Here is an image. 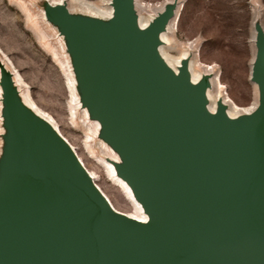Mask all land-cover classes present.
Returning a JSON list of instances; mask_svg holds the SVG:
<instances>
[{"label": "water", "instance_id": "obj_1", "mask_svg": "<svg viewBox=\"0 0 264 264\" xmlns=\"http://www.w3.org/2000/svg\"><path fill=\"white\" fill-rule=\"evenodd\" d=\"M176 1L142 30L134 0H112L109 22L43 0L81 107L149 219L111 207L0 65V264H264V28L254 23L258 106L231 119L221 102L207 108L209 76L194 84L187 59L176 73L159 54Z\"/></svg>", "mask_w": 264, "mask_h": 264}, {"label": "rangeland", "instance_id": "obj_2", "mask_svg": "<svg viewBox=\"0 0 264 264\" xmlns=\"http://www.w3.org/2000/svg\"><path fill=\"white\" fill-rule=\"evenodd\" d=\"M64 1L73 13L87 15L80 0ZM82 1L107 7V0ZM164 1L139 0V6L142 3L153 10L159 9ZM183 4L177 26L168 32L167 52L178 57L188 51L197 72L204 71L201 66H213L214 73L220 75L222 96L227 93L238 107H250L256 100L255 87L250 82L252 57L256 51L254 23L258 21L264 28V0H184ZM139 10L146 16L140 7ZM44 18L43 0H0V65L20 75L19 92L30 95L37 109L48 114L76 148L85 167L97 172L98 184L114 208L131 213L132 206L108 180L103 168L92 161L84 146L90 144L95 156L110 159L104 148L94 144L97 128L81 115V106L72 98L71 59L66 48L63 49L65 45L57 27L47 25ZM72 85L78 95L75 79ZM216 86L213 84L211 88L214 97L218 95ZM0 128L4 133L1 106ZM1 146L3 143L0 156Z\"/></svg>", "mask_w": 264, "mask_h": 264}, {"label": "bare ground", "instance_id": "obj_3", "mask_svg": "<svg viewBox=\"0 0 264 264\" xmlns=\"http://www.w3.org/2000/svg\"><path fill=\"white\" fill-rule=\"evenodd\" d=\"M63 2H64V0H59L58 2L54 1V2H51V3L53 5H59V4H62ZM134 2H135V9H136V12H137V24H138L140 29L144 30V29H146L149 26V24L152 22V20H154V18L157 17V15L164 10L165 5L169 4V3H174V0H165L159 6V9H157L158 8L157 7L154 10L151 7H147L144 4H142V3L140 4L141 6H139V0H134ZM80 3H81V6H83V10L86 12V14L91 16V17L100 19V20L105 21V22H109L113 18L114 9L112 7V0H107V7H103V6L95 5V4H92V3L84 2L82 0H80ZM183 3H184V0H177L176 1V8L174 10V16L170 20L166 31L163 32L160 35L161 44L158 47V51H159L160 56L165 61V63L171 69H173L176 73H178V68L180 67L181 62L184 59H187L188 60V69H189V73H190V76H191V81L194 84H197L204 76H209V85L211 87H209L207 89L206 97H207V101H208L207 102V108L212 113L216 112L218 102H221L225 106L226 114L231 119H237V118H239L242 115L253 113L254 110L258 106L259 91H258V86L254 82H252L251 79H250V82L255 87L256 100H254V102L252 103V105L250 107L241 108V107H238L236 104H234L229 99L227 93H225V95L222 96V93H221L220 88H219V87H221L220 78H219L220 75L218 73H216V74L214 73V67L213 66H201L200 68L202 70H204V71L203 72H197L195 70V68H194L195 61L189 58L188 51L182 52L181 55H179L178 57H173L167 52L165 45L168 43L169 38H170V37L168 38V32H170V30L172 28H175L177 26V23H178V20H179V17H180V14H181V11H182V8H183V5H184ZM139 7L143 11V13L146 14V16H142L141 15ZM69 10L71 12H73L70 8H69ZM44 20H45V22L48 25L49 22H47L45 18H44ZM171 34H173V32ZM61 41L63 43H66L65 42L66 40H65L64 36H61ZM63 49H65L64 46H63ZM254 61H255V52H254V55L252 57L251 70H252V66H253ZM7 69L13 73L15 81L17 83V86H19V81L21 82L20 75L18 73L14 72L13 70H11L9 67ZM69 73H70V84H71V95H72V98L74 97L76 102H77V105L81 106V103L77 100L78 95L75 93L74 87L72 85V79H74V77H73V73H72L71 69H70ZM213 76H214V78H213ZM250 77H251V71H250ZM213 84H216L217 85L216 87L218 89V95L216 97H214L212 95V93H211V88H212ZM21 95H22V98H23L25 104L30 108V110H33V112L38 117H40L42 120L46 121L58 133V135L69 145V147L75 153V155H76L77 159L79 160V162L81 163V165L84 167V169L90 175V177L93 180V183L95 184L97 189L107 199V201L109 202L111 207L115 211H117V212H119L121 214H124V215H126V216H128L130 218H133V219H136V220H139V221H142V222H147L149 217L145 213L142 205L135 199L133 190L117 173L115 165L122 163V159H121L120 155L118 153H116L114 151V149H112L106 143L101 141L98 138V136L94 140V142H95L94 144L95 145H99L100 148H104V150L108 153L107 156L110 159H105V158L102 159L100 157L98 158L97 156H95L93 154V150L92 149H94V148H93L92 145L87 144V143H85V145H84L86 150L89 152V157L92 159V161L98 163L103 168V170L106 173V176H107L108 180L119 189V191L121 192L123 198L132 206L133 212L128 213V214L122 213V212H120V211H118L117 209L114 208V206L112 205L111 201L109 200V198L107 197L105 192L101 189V187L98 184V181H100V176L97 174V172L92 171L89 168H86L87 166L84 163L83 159L81 157H79L80 155L77 154L76 148L70 143V141L67 138H65L62 135L59 127L54 122V120L49 118L47 116L48 114L46 115L43 112H41L39 109H37L35 104L30 99V95L29 94L26 96L25 93L21 91ZM1 98H2V89L0 87V106H2ZM81 112H82L81 115L86 118L88 123L95 125V127L97 128L96 133L97 132L99 133V130L102 127L101 123L98 120H91L90 119V113H89L87 108L81 107ZM0 132H1L0 135H2L3 131H2L1 128H0ZM1 144H2V142L0 140V145ZM0 151H1V149H0Z\"/></svg>", "mask_w": 264, "mask_h": 264}]
</instances>
